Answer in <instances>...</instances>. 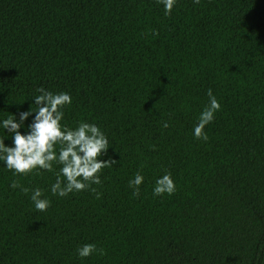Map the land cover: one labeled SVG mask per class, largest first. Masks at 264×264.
I'll return each instance as SVG.
<instances>
[{
	"label": "trees",
	"instance_id": "16d2710c",
	"mask_svg": "<svg viewBox=\"0 0 264 264\" xmlns=\"http://www.w3.org/2000/svg\"><path fill=\"white\" fill-rule=\"evenodd\" d=\"M39 87L68 92L61 123H95L116 163L66 197L49 190L59 165L0 163V264H264V0H177L167 16L158 0H0V119ZM165 172L175 192L154 197ZM85 243L103 253L78 257Z\"/></svg>",
	"mask_w": 264,
	"mask_h": 264
},
{
	"label": "clouds",
	"instance_id": "9594fccd",
	"mask_svg": "<svg viewBox=\"0 0 264 264\" xmlns=\"http://www.w3.org/2000/svg\"><path fill=\"white\" fill-rule=\"evenodd\" d=\"M164 9V15H170L177 0H158ZM199 3V0H193ZM156 33L153 32V35ZM32 104L25 111L19 112L18 119L14 114L0 119V163L9 170L13 177L28 175L39 170L52 171L53 165H59L56 180L50 185V192L57 197H66L69 193L89 189L91 185L101 184L100 171L114 165L116 161L108 155L109 142L105 133L95 124L85 120L78 121L75 127L62 124L64 107L71 104L68 92H51L43 87L35 90ZM209 102L200 112L198 122L193 127L196 139L207 140L203 131L209 124L220 105L211 89L207 91ZM35 105V108L31 107ZM29 117H31L30 122ZM168 127L167 121L162 124ZM21 129H24L22 132ZM11 139V145L5 143ZM107 156V159L104 157ZM144 177L137 172L128 181L132 195L138 196ZM10 188H20L24 193L29 189L22 188L16 180L9 184ZM175 192V184L168 172L158 176L152 188L153 196L171 195ZM99 196V193H97ZM35 210L43 212L50 206V201L42 196L40 188H33L29 196ZM94 252L103 253L95 244L85 243L76 249L80 258H86Z\"/></svg>",
	"mask_w": 264,
	"mask_h": 264
}]
</instances>
